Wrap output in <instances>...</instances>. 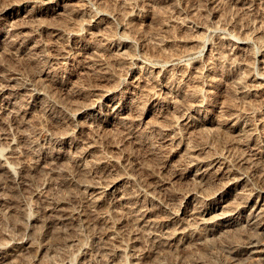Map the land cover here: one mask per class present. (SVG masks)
<instances>
[{"label":"rangeland","instance_id":"obj_1","mask_svg":"<svg viewBox=\"0 0 264 264\" xmlns=\"http://www.w3.org/2000/svg\"><path fill=\"white\" fill-rule=\"evenodd\" d=\"M13 1L1 0L0 7L7 2L14 3ZM17 1L14 3L15 7L19 12L22 11L23 15L21 19H15L17 23L10 20L11 23L14 22L12 24L14 29L0 21V26L2 25L0 74L15 78L12 83L13 92L9 89L6 95L13 96L15 90V99L19 98V104L22 103L17 113L0 114L1 156L15 171L14 178L18 183L11 184L6 179L5 172L0 170V244L4 239L10 241L13 237L14 241L22 234L31 244L27 249L20 251L22 254L18 252L20 255L17 253L0 264H208V261L209 264H257L256 255L237 253L233 251L234 248L231 249L242 248L237 245L241 246L245 242L242 237L238 238V230L243 226L241 222H236L227 229L215 227V231H210L212 233L209 232L207 236L192 229L186 234L178 235V239H184L178 246H155L147 234L140 230L141 225L123 213L119 205L111 207L113 213H108V208L99 212L94 211L90 201L92 190L86 188L83 179L92 177L93 180L104 183L122 176L123 180L119 182V187L107 191L108 197L122 192L132 197L131 200L140 201L142 209L149 210L151 223L157 226L164 225L168 219H174L176 215L182 217L188 212L192 202H184L186 199L184 196L192 189L199 194L192 206L199 200L204 203L221 202L223 205L231 203L233 199L230 198L226 200L227 203L224 202V198L219 197L210 198L207 195L200 198L199 196H205L201 193L209 194L211 190L205 180L194 179L193 176L174 177L176 167L189 154L186 152L188 149H179V152L169 157L165 163L168 156L160 142L168 135L149 128L150 123L154 124L156 120L159 122L161 120L163 125H168L171 121L176 123L180 116L187 113L186 115L194 117L196 125L191 128L192 130L179 132L183 135V141L187 140L186 143L190 144V148H195L199 156L211 157L221 154L229 167L236 166L234 169L237 175L244 173L236 191H241L242 188L243 191L245 189L248 192L253 191L252 193L250 191V196L254 202L258 198L264 199V161L261 162L263 166L260 164L258 166L253 156H250L251 151L244 147L242 142L243 128L250 123L255 125L257 122L256 132L258 135L261 134L260 138H264L262 96L264 91L262 94L260 92L261 95L257 92V95L249 96L243 95L241 91V88L252 86L264 89V0H97V2L19 0V3ZM96 20L101 23L96 25ZM25 21L27 22L23 23ZM185 21L188 27L182 25ZM22 23L26 28L19 32L15 28L18 25L22 26ZM48 23L52 26H48ZM40 24L47 28L42 31L36 30ZM60 25L64 28L61 29ZM81 26L86 28H83L85 34L82 35L81 43L87 46L89 51L85 56L82 54L75 57L73 61L76 73L68 79L60 72L58 61L44 59L40 54L55 53V44L56 47L59 46L62 37L60 34L57 37V32L63 34L68 29H77ZM33 30L38 31L34 38L37 46V49H32L34 52L27 53L10 39L14 35H28ZM220 41H223L226 50L219 48ZM200 42L212 45L209 55L214 53L219 56L223 51V54L227 55L224 63L215 64L214 68L209 70L205 63L196 62L198 59L207 58L206 52L201 51ZM122 44L125 45L124 53L123 49L121 51L118 49ZM231 45H234V48ZM192 51L193 53H190ZM134 65L136 68L131 75V68ZM157 69H162L161 73ZM136 78L140 81L137 82ZM213 78L218 82L211 86L210 80ZM133 80L138 83L135 89L138 96L135 94V97L143 96L144 90L153 89L154 93L152 91L151 93L154 95L158 93L156 95L160 96L158 99H170L174 102L173 106L167 105L163 117L154 111L141 122L129 121V124L121 126L113 123L97 127L87 113L88 110L84 112L86 115L81 118L82 122L76 116L75 107L84 105L92 96L97 97L95 94L99 93L98 89L109 87L115 82L114 85H117L119 90H124ZM208 83L210 84L207 86ZM200 87L203 90L199 89L200 93L204 94L201 93L198 99L191 102L193 105L199 104L205 97L209 104L208 107L203 106L199 113L197 108L191 106L192 103L189 105L183 102L178 93ZM210 88L213 89L212 92ZM63 103L69 104L67 109ZM71 104L74 107L73 112L69 107ZM235 119L238 120L237 127L225 128L221 125ZM128 126L144 137L140 135V141H136L126 136ZM66 129L72 134V138L74 137L69 140L73 141V146L70 143H61L60 134L67 132ZM151 147H155L157 154L150 152ZM247 153L250 158L243 159ZM36 157L45 160L49 167L47 170L43 168L33 171L32 174L30 167L35 164ZM100 157L103 160L97 162ZM85 170L89 176L85 174ZM22 174L28 179L25 184ZM135 176H138L140 181L137 182ZM215 185L217 188L218 185L221 186V182L216 181ZM202 187L206 189L199 193ZM180 203L183 204L179 205ZM46 205L59 206L63 212L72 213L74 219L67 223L50 218L48 220L44 214ZM221 209L226 210V207L213 210L207 217L219 214L223 211ZM250 210L251 208H248L246 213Z\"/></svg>","mask_w":264,"mask_h":264},{"label":"bare ground","instance_id":"obj_2","mask_svg":"<svg viewBox=\"0 0 264 264\" xmlns=\"http://www.w3.org/2000/svg\"><path fill=\"white\" fill-rule=\"evenodd\" d=\"M1 1V0H0ZM6 1V0H5ZM15 2L17 0H14ZM13 1V2H14ZM19 1V0H18ZM17 1V2H18ZM49 1H52V0H49ZM95 1V0H94ZM237 1V0H236ZM242 1V0H241ZM3 2V1H2ZM14 2V3H15ZM97 2V0H96ZM246 2V1H245ZM5 3V2H4ZM14 3H5V4H2V6L0 7V21H4L3 23L6 24V26L9 27V25L12 26V30L14 29V26L12 25L15 21L16 18L18 19H21V16L23 15L22 11L19 12L18 9H16V4ZM19 3V2H18ZM17 3V5H18ZM248 5V4H247ZM21 6V5H20ZM245 7V6H244ZM21 9V8H20ZM22 10V9H21ZM26 10V9H25ZM38 10V9H37ZM41 11V10H40ZM28 12V10H27ZM39 12V11H38ZM42 13V12H41ZM30 14V13H29ZM40 14V13H39ZM35 15V14H34ZM27 17V16H26ZM35 17V16H34ZM29 19V18H28ZM10 20H14L13 23H11ZM24 20V19H23ZM41 20V19H40ZM46 20V19H45ZM31 21V20H30ZM44 21V20H43ZM41 21V22H43ZM187 21V20H186ZM183 22L182 25L183 26H186L188 27L187 23ZM27 21L23 22V23H26ZM40 22V21H39ZM40 22V23H41ZM45 22V21H44ZM49 22V21H48ZM17 23V22H16ZM22 23V26L21 23H19L20 25H18V27H16L15 29L17 31L20 32L21 29H25L26 27L23 26L24 24ZM28 23H29V20H28ZM27 23V24H28ZM53 23V21H52ZM58 23V22H57ZM101 23V21H95V24L96 25H99ZM26 24V25H27ZM43 24H46L47 23H43ZM51 23H48V26H52V25H49ZM16 25V24H15ZM66 25V24H65ZM181 25V27H182ZM2 26V25H1ZM0 26V27H1ZM20 26V27H19ZM29 26V25H28ZM39 26L38 28H35L36 30L38 31H42L43 29L45 30L47 27L45 25H37ZM78 26V25H77ZM104 26V25H103ZM180 26V25H179ZM33 27V26H31ZM36 27V26H35ZM68 27V26H67ZM90 27V26H89ZM190 27V26H189ZM30 28V26H29ZM28 28V29H29ZM60 28H61V25H60ZM64 28V26L62 27ZM61 28V29H62ZM73 28V27H72ZM84 29H86L85 27H83ZM82 26L81 28H77V29H68V31L66 30L63 34L59 31V33L57 31H54V32H57V37H59L58 35H62L61 37V43H59L60 45L56 47V44H55V53L52 52L48 53V52H43L42 54H40L41 56H43L44 59H48V60H52L55 62L58 61L59 63V68H60V72H63L64 75L67 76L68 79H70L73 75H75L76 73V69H75V65H74V59L77 55H87L88 54V47L87 46H84L82 45L81 43V38H82V35L85 34L84 30H83ZM97 28V27H96ZM99 28V27H98ZM97 28V29H98ZM10 29V28H8ZM34 29V27H33ZM188 29V28H187ZM7 30V29H6ZM32 30V29H30ZM88 30V29H87ZM91 30V29H90ZM1 31V30H0ZM37 31V32H38ZM51 31V30H50ZM62 31V30H61ZM102 31V30H101ZM10 32V31H9ZM8 32V34H9ZM27 32V30H26ZM35 30H33L32 32H30V34L28 35H25V36H17V35H14L12 38V41L14 40V42H16V46H18V48H23L24 50H26L27 53H31V52H34V50L32 49H37L36 47V43L34 41V38H35V35L36 33ZM53 32V31H52ZM1 33V32H0ZM12 33V32H11ZM24 32L22 31V34ZM7 34V33H6ZM5 34V35H6ZM25 34V33H24ZM23 34V35H24ZM27 34V33H26ZM44 34V33H43ZM51 34V33H50ZM54 34V33H52ZM51 34V35H52ZM106 34V33H105ZM104 34V35H105ZM13 35V33H12ZM41 35V34H40ZM87 35V34H86ZM109 35V34H108ZM112 35V34H111ZM9 36V35H8ZM113 36V35H112ZM111 36V37H112ZM38 36H36L37 38ZM88 37V35H87ZM107 37V36H106ZM114 37V36H113ZM7 38V37H6ZM60 38H58L59 40ZM104 39V38H103ZM7 40V39H6ZM84 40V39H83ZM107 40V39H105ZM224 40V39H222ZM226 40V39H225ZM101 41V40H100ZM123 41V40H122ZM11 42V41H10ZM9 42V43H10ZM53 42V41H52ZM58 42V41H57ZM104 42V41H103ZM106 42V41H105ZM33 43V45H31ZM126 43V42H125ZM225 43V42H224ZM11 44V43H10ZM38 44V43H37ZM87 44V43H86ZM85 44V45H86ZM91 44V43H90ZM103 44V43H101ZM100 44V45H101ZM107 44V43H106ZM130 44V43H129ZM201 44V42H200ZM203 44V43H202ZM202 44L200 45L201 46V51L203 52H206V55H207V58L205 59H198L196 62H202V63H205L206 67L211 70L212 68H214L213 65L217 64L218 63L220 64H223L224 61H225V58L227 57V55H224L223 54V51L221 53H219V56H216L214 53L209 55L210 53H208L211 49V44ZM12 45V44H11ZM14 45V44H13ZM39 45V44H38ZM97 45V44H96ZM112 45V44H111ZM199 45V43H198ZM219 45H220V49H224L226 50V47L224 46L223 44V41H220L219 42ZM240 45V44H239ZM237 45V46H239ZM10 46V45H9ZM93 46V45H92ZM102 46V45H101ZM232 46V45H231ZM234 46V45H233ZM232 46V47H233ZM7 47V46H6ZM13 47V46H12ZM15 47V46H14ZM13 47V48H14ZM42 47V46H41ZM125 47V45H119L118 46V49L121 51V49H123ZM215 47V46H214ZM212 47V48H214ZM242 47V46H241ZM39 48V47H38ZM107 48V46H106ZM129 48V47H128ZM234 48V47H233ZM6 49V48H5ZM31 49V51L29 50ZM42 50H44L43 48H41ZM18 50V49H17ZM39 50V49H38ZM54 50V49H53ZM94 50V49H93ZM98 50V49H97ZM124 50V49H123ZM213 50V49H212ZM15 51V50H14ZM13 51V52H14ZM47 51V49L45 50ZM12 52V54H13ZM17 52V51H16ZM42 52V51H40ZM93 52V51H92ZM102 52V51H100ZM125 52V50L123 51V53ZM232 52V50L230 51ZM9 53V52H8ZM22 53V52H20ZM36 53V52H35ZM120 53V52H119ZM190 53H193L190 52ZM39 55V54H37ZM39 55V57H40ZM119 55V54H118ZM32 56V55H31ZM34 56V55H33ZM115 56V55H113ZM121 56V55H120ZM226 56V57H225ZM35 57H38V56H35ZM35 57H32L33 59H35ZM81 57V56H80ZM88 57V56H87ZM90 57V55H89ZM88 57V58H89ZM123 57V56H122ZM125 57V56H124ZM31 58V59H32ZM78 58V57H77ZM117 58V56H116ZM115 58V59H116ZM120 58V57H119ZM29 59V58H28ZM83 59V58H82ZM124 59V58H123ZM40 60V59H39ZM85 60V59H84ZM92 60V59H91ZM118 60V59H117ZM228 60V59H227ZM1 61V60H0ZM45 61V60H44ZM89 61V59H88ZM96 62V61H95ZM123 62V61H122ZM193 62V61H192ZM3 63V62H2ZM36 63V62H35ZM46 63V62H45ZM44 63V64H45ZM92 63V62H91ZM125 63V62H124ZM40 64V63H39ZM121 64V63H120ZM177 64V63H175ZM174 64V65H175ZM199 64V63H198ZM201 64V63H200ZM91 65V64H90ZM178 65V64H177ZM197 65V64H195ZM204 65V64H203ZM203 65L201 67H203ZM204 65V66H205ZM43 66V65H42ZM48 66V65H47ZM89 66V65H88ZM92 66V65H91ZM133 66V65H132ZM184 66V65H183ZM186 66V65H185ZM197 66H200V65H197ZM46 67V66H45ZM130 67V66H129ZM147 67V65H146ZM158 67V66H157ZM173 67V66H172ZM188 67V65H187ZM194 67V66H193ZM199 67V68H201ZM216 67V66H215ZM47 68V67H46ZM87 68V67H86ZM134 67L131 68V75H132V72L134 71ZM144 68V67H142ZM151 68V67H150ZM154 68V67H153ZM160 68V67H159ZM162 68V67H161ZM181 68V67H180ZM49 69V68H48ZM51 69V68H50ZM205 69V67H204ZM52 70V69H51ZM93 70H95L93 68ZM158 70V69H157ZM207 70V69H206ZM46 71V70H45ZM92 71V70H91ZM129 71V69H128ZM127 71V72H128ZM153 71V70H152ZM156 71V70H155ZM160 73L162 71L161 70H158ZM157 71V72H158ZM214 72V70H212ZM49 72V71H47ZM54 72V71H53ZM52 72V73H53ZM207 72H210V71H207ZM50 73V72H49ZM152 73V72H151ZM51 74V73H50ZM159 74V73H157ZM106 75V74H105ZM104 75V76H105ZM127 75V74H126ZM213 76V74H211ZM210 75V76H211ZM62 76V75H61ZM151 76V75H150ZM157 77V76H156ZM105 78V77H104ZM144 78V77H143ZM239 78V77H238ZM52 79V78H51ZM130 79V78H129ZM153 79V77H152ZM155 79V78H154ZM211 79V78H209ZM215 78H213L211 81V86L212 85H216V81L217 80H214ZM246 79V78H245ZM15 78H11L10 75H6L5 74H0V101H2V104L0 105V114L2 112H9L11 114L13 113H17L18 112V108H20L21 105L19 104V98L18 99H15V95H16V91L14 90V93L13 96H9V95H6L7 91L10 89H14L13 85L12 84L14 82ZM59 80V79H58ZM74 80V79H73ZM137 80V78H136ZM136 80H133L132 84L130 85L129 84V87L127 89H124V90H119L118 89V86L117 85H113L111 86H106V87H102L100 88V86L96 85V87L98 86V94L96 93L95 96L97 97H91L89 99H87L85 101V104L84 105H80V106H77L75 107V112H76V116L78 118H80V121H81V118H83L86 114H84L85 111H89L87 113H89V116L92 117V120L93 122H95L98 126H107V124H112L115 123V125H118L120 124L121 125H127L129 124L128 122H135L136 120H140V122L146 117V116H149L152 112H156L158 113L157 115H159L160 117H163V115L166 113V109L168 108L167 105H171L173 106L174 102L172 100H160L158 99L157 97H160V96H157L154 95L153 93V89L151 87V91L153 93H151V91L149 90H144V95L143 96H140L139 98L138 97H135L134 95L136 94L135 93V89L138 85V80L136 82ZM160 80V79H159ZM238 80V79H237ZM240 80V79H239ZM72 81V80H71ZM118 81V80H117ZM132 81V80H131ZM140 81V80H139ZM158 81V80H157ZM241 81V80H240ZM56 82V81H55ZM119 82V81H118ZM117 82V83H118ZM130 82V81H129ZM155 82V81H154ZM218 82V81H217ZM239 82V81H238ZM246 82V81H245ZM253 82V81H251ZM62 83V82H61ZM142 83V82H141ZM200 83V82H199ZM243 83V82H242ZM57 84V83H56ZM60 84V83H59ZM64 84V83H63ZM210 83L207 84V86L209 85ZM247 84V83H246ZM246 84L244 87H246ZM251 84V83H249ZM66 85V84H65ZM150 85V84H149ZM198 85V84H197ZM200 85V84H199ZM252 85V84H251ZM259 85V84H258ZM262 86V84H260ZM17 86V85H16ZM121 86V84H120ZM243 86V85H241ZM249 85L247 84V87ZM257 85H255L256 87ZM18 87V86H17ZM65 87V86H64ZM127 87V86H126ZM195 87V86H194ZM251 87V86H250ZM254 86H252L251 88H253ZM264 87V85H263ZM63 88V87H61ZM67 88V87H65ZM123 88V87H122ZM150 88V87H149ZM166 88V86H165ZM208 88V87H207ZM246 88V89H242L241 88V91H242V94L245 95V96H249V95H257L259 92H262L264 91V89H259L258 87L257 88ZM23 89V88H22ZM95 89V88H94ZM148 89V87L146 88ZM171 89V87H170ZM200 88H193L189 91H180L178 93V96L180 97L181 100H183V102H186L187 104L191 105L190 103H192L191 101H194L196 99H198L199 95L202 93H200ZM251 89V90H250ZM65 90V89H64ZM68 90V89H67ZM141 90V88H140ZM211 90V88H210ZM213 90V89H212ZM211 90V92H212ZM138 91V90H137ZM203 91V90H202ZM11 92V91H10ZM13 92V90H12ZM49 92V91H48ZM69 92V90H68ZM75 93V91H73ZM80 92V91H79ZM95 92V90H94ZM143 92V91H142ZM156 92V91H155ZM74 93H71V94H74ZM237 93V92H236ZM241 93V92H240ZM51 94V93H50ZM76 94V93H75ZM153 94V95H152ZM204 93H202L203 95ZM241 94V95H242ZM260 94V95H261ZM80 95V94H78ZM137 95V94H136ZM141 95V94H140ZM77 96V95H76ZM134 96V97H133ZM138 96V95H137ZM244 96V97H245ZM263 96V100H264V93L262 94ZM12 97V98H11ZM74 97V96H73ZM214 97V96H213ZM53 98V97H52ZM88 98V97H87ZM138 98V99H137ZM165 98V99H166ZM203 98V97H201ZM85 99V98H84ZM200 99V98H199ZM26 100V99H25ZM215 100V99H214ZM213 100V101H214ZM59 101V100H58ZM82 101V102H83ZM175 101V100H174ZM212 100H210V103H211ZM61 102V101H59ZM64 102V101H62ZM61 102V103H62ZM71 102V101H69ZM201 103H197L195 105H192L194 108H197V110L199 111H202L203 109V106H207V104H209L208 101H206L205 97L203 99L200 100ZM215 102V101H214ZM30 103V102H29ZM74 103V106L75 105V102L72 101V104ZM64 104V103H63ZM62 104V105H63ZM65 104H66V101H65ZM64 106L66 107V109L68 108V105H65ZM70 105L69 107L72 108L71 111L73 112V105ZM79 104V102H78ZM81 104V103H80ZM214 105V104H213ZM26 106V105H25ZM107 106V107H106ZM176 107V106H175ZM208 107V106H207ZM69 108V109H70ZM191 108V107H189ZM22 109V108H21ZM24 109H27V108H24ZM196 110V109H195ZM204 110H207V109H204ZM21 111V110H20ZM176 111V110H175ZM209 111V110H208ZM27 112V111H26ZM172 112V111H171ZM182 112V111H181ZM206 112V111H205ZM169 113V112H168ZM173 113V112H172ZM204 113V112H203ZM22 114V113H21ZM154 114V113H153ZM187 114V113H186ZM182 115L180 116L177 120H176V123H171L168 124V125H163L164 123L160 124V122L158 120H156V122H154V124L150 123L152 128H154L155 130H158L160 132H162L163 134L165 133L166 135L168 136H165L166 139H164L161 143L162 146H164V151L166 152L167 154V158L165 160V163L168 162L167 160L169 159V157H173L174 155H176L178 152H179V149H182L184 148L185 150H187L186 152H188L189 154L183 159L184 161L178 165V167H176V171H175V175L174 177H186V176H193L194 179H200L201 181H207L208 182V185L207 186L208 188H210L211 190H209V194L207 192V194H205L206 192L205 189L206 188H203L202 187V190L200 189L199 190V193L201 192H204L201 193L202 195H205V196H199L200 198H204L206 197H210V198H214V197H219V198H224V202H226V200L228 198L230 199H233V201L231 203H227L226 205H223V203L221 202H212V203H204L203 201H196L197 203L195 205L192 206V203L195 199H197V192H195L194 190L195 189H192L190 190L189 193H187L186 196H184V198H186L184 200L185 201H190L192 202L191 203V206H189L188 208V212H185V215L182 216V217H179L178 215H176L174 217L175 221L173 218H170L167 220V222L164 224V225H161V226H157V224L155 225V223H151L150 221V213H149V210L148 209H142V203L140 201H135L134 199L131 200L132 197L128 196V194H124L122 192L118 193V194H113L112 196L113 197H108V192L109 190H112L113 188H116L120 183V181L123 180V178H121L122 176H119L120 178H114V180L110 181L109 180L104 183L100 182V181H95L93 180V178L91 179L89 177V179L86 177L84 178L83 182L85 183L84 185H86V188L87 189H90L92 190L91 192V198H90V201H91V205L93 206V209L94 211H101L105 208H108L107 212L108 213H113V211L111 210L112 208L111 207H116L119 205V207L121 208L122 212L123 213H126L127 216H129L132 220L136 221L139 225H141V228L140 230L142 229L143 233H146L148 238L150 240H152L154 242V245L156 246H165V247H170V246H175L177 245L178 246V243H182L183 240H180V238L178 239V235L181 233V234H186V232H188L189 230H196V231H199L200 234H207L210 232V231H215V227H226V229L228 227H231V226H234L236 224V222H241V224H243L242 228H239V230L241 229V231L238 230L239 232V237L238 238H241L243 239V241H245V245H237L239 247H242V248H235V247H232L231 249L234 248L233 251H237V253L241 252V253H247V254H251V255H256V259H257V264H264V199L263 198H258L255 202H254V199L252 198L251 193L253 191L249 190L246 191V189L243 191L241 189V191H236L238 190V187L240 186V182L242 180V177H243V174H236L235 171L236 169H234L236 166H233L234 168L232 167H229L226 163H225V160L223 156L220 155H215V156H211V157H202V156H199L198 154H196L197 150L194 148H190V144H187V140L186 142L183 141L182 139V136L181 134H179V132H181L182 130H188V129H191L192 127H194L196 125V122L194 121V117H192L191 115ZM167 115V114H166ZM1 116V115H0ZM87 117V116H86ZM154 117V116H153ZM169 117V115H168ZM237 117V116H236ZM74 118V117H73ZM156 118V117H155ZM154 118V119H155ZM158 118V117H157ZM206 118V117H205ZM210 118V117H209ZM7 119V118H6ZM18 119V118H17ZM3 120V119H2ZM148 120V119H147ZM151 120H153L151 118ZM227 120V119H226ZM242 120V119H241ZM78 121V122H80ZM85 121V120H84ZM206 120L204 119L203 122H205ZM255 121V120H254ZM82 122V121H81ZM92 122V123H93ZM250 122V121H249ZM248 122V123H249ZM222 123V121H221ZM246 123V122H245ZM259 123V122H258ZM80 124V123H79ZM134 124V123H133ZM147 124V123H146ZM219 124V123H218ZM243 124V122H242ZM257 124V122H256ZM255 124V125H256ZM81 125V124H80ZM145 125V123H144ZM223 127L225 128H229V127H237L238 125V120H232V121H227V122H223L221 124ZM255 125H253V123L251 124H246V126H242L243 128V133H242V142L244 144V147L248 148L249 151H251V154L250 156H253L252 158H254L256 160V163H258V166L262 165L261 162L264 161V138H260V135H258V133L256 132V127ZM63 126V125H62ZM138 126V125H137ZM148 126V125H146ZM135 127V126H134ZM143 127V126H142ZM151 128V130H152ZM87 129V128H86ZM125 129V128H124ZM148 129V127H147ZM145 129V130H147ZM82 130V129H81ZM120 130V129H119ZM180 130V131H179ZM192 130V129H191ZM190 130V131H191ZM59 131V130H58ZM63 131V130H62ZM67 132H63L62 134L61 131H60V139H61V143H67L71 146H73L74 144L72 142H70L71 140L70 139H73L72 138V134L68 133V130L66 129ZM124 131V130H123ZM71 132V131H70ZM74 133V131H72ZM84 132V131H83ZM143 132V131H142ZM159 132V133H160ZM151 133V132H150ZM260 133V132H259ZM25 134V133H24ZM58 134V135H59ZM126 136H128L129 138L133 139V140H136V141H140V135H139V132L135 131L133 128H129V126L127 127V131H126ZM144 134V133H143ZM148 134V133H147ZM205 134V133H204ZM146 135V134H145ZM181 135V136H179ZM26 136V135H25ZM108 136V135H107ZM124 136V135H123ZM143 136V135H141ZM147 136V135H146ZM145 136V137H146ZM186 136V135H185ZM204 136V135H203ZM202 136V137H203ZM263 136V135H262ZM112 137V136H111ZM114 137V136H113ZM144 137V136H143ZM142 137V138H143ZM149 137V136H148ZM147 137V138H148ZM206 137V136H205ZM152 138V137H151ZM78 139V138H77ZM109 139V138H108ZM149 139V138H148ZM153 139V138H152ZM156 139V138H155ZM30 140V139H28ZM35 140V139H34ZM70 140V141H69ZM76 140V139H75ZM36 141V140H35ZM79 141V140H78ZM158 141V140H157ZM33 142V140H32ZM155 142V141H154ZM197 142V141H196ZM34 143V142H33ZM111 143V142H110ZM113 143V142H112ZM142 143V142H141ZM200 143V142H199ZM202 143V142H201ZM79 144V143H77ZM117 144V143H116ZM155 144V143H154ZM35 145V144H33ZM65 145V144H64ZM91 145V144H90ZM115 145V144H114ZM140 145V144H139ZM157 145V144H156ZM155 145V146H156ZM160 145V146H161ZM195 145L197 146V143H195ZM207 145V144H206ZM31 146V145H30ZM158 146V145H157ZM66 147V146H65ZM70 147V146H69ZM76 147V145H75ZM78 147V146H77ZM199 147V146H198ZM119 148V147H118ZM157 148V147H156ZM162 148V147H161ZM197 148V147H196ZM70 149V148H69ZM75 149V148H74ZM78 149V148H77ZM80 149V147H79ZM125 149V148H124ZM71 150V149H70ZM90 150V149H89ZM134 150V149H133ZM150 152H153V153H156V149L155 147H151L150 148ZM161 150V149H160ZM202 150V149H201ZM240 151V150H239ZM248 151V150H247ZM248 151V152H249ZM162 152V151H161ZM182 152V150H181ZM185 152V153H186ZM237 152V151H236ZM159 153V152H158ZM193 153V154H192ZM157 154V153H156ZM165 154V155H166ZM207 154V153H206ZM236 154V153H235ZM241 154V153H240ZM55 155V154H53ZM58 155V154H57ZM56 155V156H57ZM127 155V154H126ZM186 155V154H185ZM75 156V154H74ZM161 156V155H160ZM178 156V155H177ZM207 156V155H206ZM44 157V156H43ZM51 157H53L51 155ZM62 157V156H61ZM67 157V156H66ZM65 157V158H66ZM129 157V156H127ZM152 157V156H151ZM166 157V156H165ZM249 157L248 153L245 154L243 156V159L244 158H247ZM37 159H35V164L33 166H31V173L33 171H36V170H43L44 169H48L49 166H47L48 164H46V161L43 160L42 158H38L36 157ZM50 158V157H49ZM56 158V157H54ZM53 160H56L54 159ZM58 158V157H57ZM96 158V156H95ZM226 158V157H225ZM250 158V157H249ZM248 158V159H249ZM71 159V158H70ZM163 159V158H162ZM165 159V158H164ZM94 160V159H93ZM100 160H103L101 157L100 159H97V162L100 161ZM224 160V161H223ZM51 162V159L49 160ZM47 161V162H49ZM105 161V160H104ZM103 162V161H102ZM108 163V162H107ZM170 163V162H169ZM96 164V163H95ZM168 164V163H167ZM260 164V165H259ZM264 165V164H263ZM262 165V166H263ZM82 166V165H81ZM102 166V165H101ZM257 166V167H258ZM83 167V166H82ZM81 167V168H82ZM97 167V166H96ZM105 167V166H104ZM238 168V167H237ZM261 168V167H259ZM0 170L3 172H5V175H6V179L11 183V184H16L18 185V183L16 182V178H14V176L16 175L15 174V171L12 169L11 166H9L8 164V161H6L5 159L2 158L1 156V151H0ZM13 170V171H12ZM16 170V169H15ZM87 170V169H86ZM86 170H85V174L87 176H89L87 173H86ZM18 172H21L20 170H16ZM81 171V170H80ZM98 171V170H97ZM238 171V170H237ZM3 172V173H4ZM45 172V171H44ZM84 172V171H83ZM17 173V172H16ZM33 174V173H32ZM21 175V174H20ZM91 175V174H90ZM8 176V177H7ZM23 176V181H24V184L25 182L27 183L28 182V179L24 177V175L22 174ZM109 176V175H108ZM173 176V175H172ZM81 177H83L81 175ZM85 177V176H84ZM178 177V178H179ZM126 179V178H125ZM135 179L138 181L139 180V177L138 176H135ZM170 179V178H169ZM183 179V178H182ZM111 180V179H110ZM142 180V179H141ZM178 180V179H177ZM126 181V180H125ZM169 181V180H167ZM176 181V180H175ZM216 181H219L221 182V186L218 185L219 187H215V183ZM124 182V181H123ZM128 182V181H127ZM172 182V181H171ZM19 183L21 184L22 183V179L19 181ZM207 185V184H206ZM215 185V186H214ZM244 185V184H243ZM242 185V186H243ZM125 186V184H124ZM123 186V187H124ZM212 186H214L212 188ZM241 186V187H242ZM119 187V186H118ZM190 189V188H189ZM208 190V189H207ZM206 190V191H207ZM108 191V192H107ZM251 191V193H250ZM112 193V192H111ZM131 193V192H130ZM172 194V193H171ZM134 195V194H133ZM199 195V194H198ZM172 196V195H171ZM226 198V199H225ZM2 200V199H1ZM211 201V200H209ZM208 201V202H209ZM231 201V200H230ZM179 202V201H177ZM182 202V201H180ZM195 202V201H194ZM175 204V203H174ZM177 204V203H176ZM183 203H180L179 205H182ZM229 204V205H228ZM179 205H176V206H179ZM224 208L226 207V210H223L222 212H220L219 214L217 215H213V217H207L208 214H210L213 210H216L218 208ZM45 218H47L48 220L52 219V220H57L59 222H64V223H67V222H71L72 219H74V216L72 213H65L63 212L59 206H52V205H46L45 207ZM250 209V212L249 213H246L247 209ZM112 211V212H111ZM18 214V213H17ZM27 215V214H25ZM150 215V216H149ZM20 216V215H19ZM23 216V215H22ZM28 216V215H27ZM107 216V215H106ZM212 216V215H211ZM15 218V217H14ZM50 218V219H49ZM106 217H104L105 219ZM17 220V219H16ZM22 221V219H21ZM16 222V221H15ZM71 224V223H70ZM234 224V225H233ZM27 227V226H26ZM25 227V228H26ZM240 227V226H239ZM24 228V227H23ZM233 228V227H232ZM231 228V229H232ZM112 229V227L110 228ZM214 229V230H213ZM217 229V228H216ZM219 230V229H218ZM136 231V230H135ZM232 231V230H231ZM237 231V229L235 230V232ZM7 232V231H6ZM9 232V231H8ZM223 232V231H222ZM230 232V231H229ZM12 233V232H11ZM39 233V232H38ZM131 233V232H130ZM212 233V232H210ZM225 233V232H224ZM10 234V233H9ZM37 234V233H36ZM194 234V233H193ZM202 234V235H203ZM238 234V233H237ZM6 235V234H5ZM12 235V234H11ZM10 235V236H11ZM21 235V234H20ZM19 235V236H20ZM23 235V234H22ZM20 236L19 238L15 239L14 241L12 239H14V237L11 239L13 242L10 241H6L4 239L3 242H1L2 244H0V262H4L6 261V259H8L9 257H12V256H15L18 252L21 253L20 251L22 250H25L27 249V246L31 243H29L28 239L23 236ZM201 235V236H202ZM206 235V236H207ZM229 235V234H227ZM233 235V234H232ZM235 236V234H234ZM18 237V236H17ZM188 237V235L186 236ZM191 237V236H190ZM199 237V236H198ZM236 237V236H235ZM204 238V237H203ZM232 238V237H231ZM234 238V237H233ZM237 238V237H236ZM234 238V239H236ZM233 239V240H234ZM239 239V240H241ZM32 240V239H31ZM232 240V241H233ZM237 240V239H236ZM234 240V241H236ZM238 241V240H237ZM32 242V241H31ZM231 242V241H230ZM239 242V241H238ZM228 243V242H227ZM234 243V242H233ZM242 243V242H241ZM235 244V243H234ZM32 246V245H31ZM180 246V245H179ZM29 248V247H28ZM24 252V251H23ZM18 253V254H19ZM22 254V253H21ZM20 255V254H19ZM258 256V257H257ZM200 257V256H199ZM206 259V258H205ZM161 263V262H160ZM200 263V262H198ZM203 263V261H202ZM206 263V262H205ZM156 264V263H155ZM197 264V263H196ZM208 264H209V261H208Z\"/></svg>","mask_w":264,"mask_h":264}]
</instances>
